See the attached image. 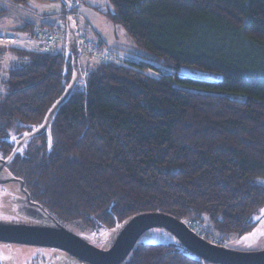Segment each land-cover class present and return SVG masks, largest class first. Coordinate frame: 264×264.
Masks as SVG:
<instances>
[{"label":"trees","instance_id":"1","mask_svg":"<svg viewBox=\"0 0 264 264\" xmlns=\"http://www.w3.org/2000/svg\"><path fill=\"white\" fill-rule=\"evenodd\" d=\"M7 1L28 9L49 0ZM109 2L103 14L125 29L142 62L84 56L85 80L50 132L16 154L10 174L56 219L83 222L96 234L148 212L198 221L218 236L251 233L252 216L264 207V0ZM62 18L64 29L40 21L23 30L37 38L34 29H56L60 43ZM82 28L93 35L88 24ZM55 47H12L20 64L1 79L2 153L9 154L2 143L9 129L40 128L70 85L72 56ZM154 65L220 80L155 77ZM123 264L202 262L175 245L144 243Z\"/></svg>","mask_w":264,"mask_h":264},{"label":"water","instance_id":"2","mask_svg":"<svg viewBox=\"0 0 264 264\" xmlns=\"http://www.w3.org/2000/svg\"><path fill=\"white\" fill-rule=\"evenodd\" d=\"M61 2L65 5L67 13H70L69 0H61ZM71 19L68 17L66 22L68 30L66 43L67 53L72 56V81L64 95L47 114L43 125L24 135L11 155L2 161L0 171L13 161L16 154L22 151L24 145L30 140L50 132L52 121L59 109L69 101L76 85L85 80L80 65L79 37ZM14 182L19 183L26 196V202L36 206L44 215L49 216L52 224L45 226L0 220V243L61 250L74 258L77 263L81 261L83 264H123L146 232L160 228L172 234L180 245L193 254L196 260H201L202 264H264V250L242 252L213 244L190 230L183 221L160 212L141 213L130 217L114 229V239H108L105 249H101L66 229L40 204L33 203L29 193L24 189L25 183L22 179L14 176L0 178V185ZM102 242L101 237H96L97 244Z\"/></svg>","mask_w":264,"mask_h":264},{"label":"rangeland","instance_id":"3","mask_svg":"<svg viewBox=\"0 0 264 264\" xmlns=\"http://www.w3.org/2000/svg\"><path fill=\"white\" fill-rule=\"evenodd\" d=\"M1 7H4L3 4H0V20L4 21L8 25H11L8 29H4L2 32L13 35L18 38V44L15 46L2 47L0 46V95L3 93V87L1 79H6L9 75V72L13 70L18 64V59L13 54V48H20L30 51H45L44 44L42 41L38 40L37 38L31 37L29 33H26L21 27H23L27 22L30 20V24L39 23L36 18H31L30 16L20 18L18 15L13 14L12 11H2ZM58 8H63L60 0H49L48 2L38 3L32 1L30 3V9L27 10V13L30 14H44V13H57ZM110 8L109 0H90L89 6L85 7V10H82V15L85 21L93 27H96L100 30L101 34L106 37L109 43L114 47H120V50H115L110 47L113 51L121 56H126L129 60L133 63L138 64L141 61L140 55L141 50L135 45L133 40L129 37L126 33L125 29L119 25H114L109 22L108 18L103 14L104 12L108 11ZM35 16V15H34ZM65 15L63 14L62 17ZM72 18V17H71ZM102 18L108 19L104 20ZM54 27L58 29L65 28V20H60L54 18ZM73 26L76 30V34L79 36L80 32L82 31L83 27V20H79L76 18L71 19ZM92 29V27H91ZM35 32V29L33 30ZM66 36L68 35V30H65ZM29 34V35H28ZM98 35V34H97ZM102 38V37H101ZM104 39V38H102ZM13 47V48H12ZM56 52L64 53L67 52V43L66 40L58 43L55 47ZM81 64L83 68H86V65L90 63V60L81 56L80 58ZM124 62V61H123ZM126 64V63H125ZM132 64V63H131ZM156 69L151 70L149 74L160 77L162 75H172V76H179L180 78H190L193 80L198 81H206V82H217L220 80L218 77L211 76L209 74L190 71V70H172L168 69L159 65H154ZM3 79V80H4ZM10 131L7 132L6 136L4 137V141L12 142L14 138H16L19 134H17L18 124L12 126ZM21 136V135H20ZM19 137V136H18ZM3 153L0 151V157H2ZM260 183L264 185V179L260 180ZM13 184L9 183L3 187H0V220L2 221H11L13 218L11 217V212L13 210L12 205L9 202L3 200L5 196L4 194H8L12 192ZM5 210V211H4ZM12 218V219H10ZM58 219V218H57ZM61 224L68 228L69 231L77 234L83 239L94 243L95 246L99 248L106 247L107 240H113L115 237L114 230H104L101 229L99 233H93L92 229L86 226L83 222H74V223H66L58 219ZM252 221L255 223V227L253 231L249 234L244 236L239 235H231V236H222L214 231L211 232L212 235L216 236L218 239L208 240L209 242L224 246L233 250L242 251V252H254V251H261L264 250V207L261 208L258 212L253 214ZM206 227L208 225H205ZM217 234V235H216ZM96 237H101L103 242L97 244ZM207 239V237H206ZM216 241V242H215ZM144 243H151V244H168V245H175L176 247L182 249L183 247L177 241V239L170 234L168 231L164 229H152L146 232L141 239L139 240L138 244ZM102 249V248H101ZM55 255V252L50 248H43V247H32V246H24V245H16V244H8V243H0V259L2 264H50L43 261L45 258H50Z\"/></svg>","mask_w":264,"mask_h":264},{"label":"built area","instance_id":"4","mask_svg":"<svg viewBox=\"0 0 264 264\" xmlns=\"http://www.w3.org/2000/svg\"><path fill=\"white\" fill-rule=\"evenodd\" d=\"M72 8V12L65 14V17L78 18L80 17L83 20V25H86L85 19L81 17V9L86 4L87 0H69ZM91 33L93 30L89 27ZM84 32V31H83ZM80 32L79 35V48L82 56L94 58L95 61L100 63H126L131 62L126 56H121L115 51L110 49L107 42L98 36H87V34ZM35 34L38 40L42 41L45 50L48 52L53 51V48L57 43L62 39L61 31L51 28H37ZM2 46H15L18 44V38L12 35H6L0 33V45ZM124 61V62H123ZM184 224L192 230L197 235L206 239L207 236L210 237V240L218 239L216 236L212 235L210 231L205 229V227L198 221L193 220H184ZM221 241V240H220ZM216 242V241H215ZM222 243V241H221Z\"/></svg>","mask_w":264,"mask_h":264},{"label":"flooded vegetation","instance_id":"5","mask_svg":"<svg viewBox=\"0 0 264 264\" xmlns=\"http://www.w3.org/2000/svg\"><path fill=\"white\" fill-rule=\"evenodd\" d=\"M27 133H30V132H25L23 134H20L21 136L18 135L19 137L17 136L16 138H14V140L12 142L4 141L5 142L4 144L9 145V149L6 147L9 154L3 153L2 157H0V166H1L2 161L6 160L11 155V153L14 150V148L16 147L17 143ZM3 140H5V139H3ZM12 162L9 163L8 165H6L3 169H1L2 170V171H0V178L1 179L2 178L4 179V178L9 177V176H13L12 174H10V171H9L10 165L12 164ZM11 184H13V185H11L12 189H13L12 192L8 193V194L6 193L3 195V196H5V198H3V200L6 202H9L13 207V210L11 212V217L13 219L10 218V219H12L11 221L17 222V223H25V224H41V225H45V226L51 225L52 220L49 216H47L46 214L44 215L36 206H33V205L29 204L28 202H26V196L22 192V190L19 186V183L14 182ZM5 185H7V184H5ZM5 185H0V187H3ZM24 189H25V186H24ZM1 198H2V196H0V199ZM32 202L35 203L34 201H32ZM51 216L53 218H55L53 215H51ZM56 220H57V222H59L58 219H56ZM61 225H63V224H61ZM65 228L68 229L67 227H65ZM90 243L94 245V243H92V242H90ZM98 247H99V245H98ZM101 248L105 249L103 247H101ZM51 250H53L55 252V255L50 257V258H46V259L44 258L43 261H45L46 263H50V264H83V262H81V261L79 263H77L74 258L70 257L69 254H67L64 251L57 250V249H51Z\"/></svg>","mask_w":264,"mask_h":264},{"label":"crops","instance_id":"6","mask_svg":"<svg viewBox=\"0 0 264 264\" xmlns=\"http://www.w3.org/2000/svg\"><path fill=\"white\" fill-rule=\"evenodd\" d=\"M32 2V1H31ZM30 2V3H31ZM36 2V1H35ZM39 3V2H38ZM0 4H3L4 7H1V10L2 11H12L13 14H16L18 15L20 18H24V17H28L30 16L31 18H36L39 22L40 21H45L47 23H51L53 24L54 23V18L58 19V21L62 20L63 21V18H62V15L64 14V10L63 8H58V9H55V10H58L57 13H42L41 15L40 14H30V13H27L30 9V4L28 6V9H24L23 7L21 6H17V5H13L11 4L9 1L7 0H0ZM90 4V0L87 1V4L84 5V7L82 8V10L84 11L85 10V7L89 6ZM35 15V16H34ZM104 19L105 21L108 20V19H105V18H102ZM110 22V20H108ZM30 22V20H29ZM29 22H27L23 27H21V29H23L26 25L30 24ZM34 24H38V23H34ZM11 25H8L7 23H5L4 21L0 20V31L2 32L4 29H8ZM92 27V30H93V35L94 36H98V37H102L104 38V40L107 42V44L115 49V50H120V47H114L112 46L109 41L106 39V37H104L100 30L97 29L96 27ZM98 34V35H97ZM132 62V61H131Z\"/></svg>","mask_w":264,"mask_h":264},{"label":"bare ground","instance_id":"7","mask_svg":"<svg viewBox=\"0 0 264 264\" xmlns=\"http://www.w3.org/2000/svg\"><path fill=\"white\" fill-rule=\"evenodd\" d=\"M87 1H88V0H87ZM69 2H70V1H69ZM86 3H87V2H86ZM83 7H84V6H83ZM83 7H82V8H83ZM71 10H72V9H71ZM81 13H82V9H81ZM87 24H88V23H87ZM88 26L91 28V26H90L89 24H88Z\"/></svg>","mask_w":264,"mask_h":264}]
</instances>
